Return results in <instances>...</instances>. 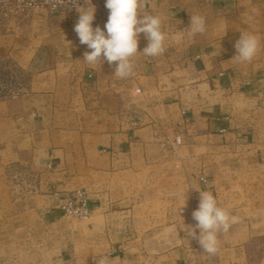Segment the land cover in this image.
<instances>
[{"label":"crops","instance_id":"0c3cea01","mask_svg":"<svg viewBox=\"0 0 264 264\" xmlns=\"http://www.w3.org/2000/svg\"><path fill=\"white\" fill-rule=\"evenodd\" d=\"M90 2L104 29L105 0ZM145 7L165 17L166 52L138 54L126 79L115 63L83 61L77 8L20 18L17 39L31 44L15 52L29 55L34 87L0 112L25 141L39 236L19 238L0 264H264V0ZM191 14L205 17L203 34L187 29ZM242 32L261 42L251 63L233 60ZM147 43L140 34L138 51ZM197 189L236 218L214 256L179 228L196 224ZM76 192L86 217L62 209Z\"/></svg>","mask_w":264,"mask_h":264},{"label":"clouds","instance_id":"9594fccd","mask_svg":"<svg viewBox=\"0 0 264 264\" xmlns=\"http://www.w3.org/2000/svg\"><path fill=\"white\" fill-rule=\"evenodd\" d=\"M67 2L75 4L76 0ZM88 3L91 5L90 0ZM105 7L109 10V16L104 29H101L100 26L93 28L94 6H77L79 18L74 31L80 44L87 45L91 50L84 53L83 61L86 64L100 67L105 61L110 66L115 63L113 76L126 79L134 75L133 58L138 54L159 57L166 52L168 34L163 30L165 17L150 13L145 7V0H105ZM187 29L192 34H203L206 31L205 17L191 14ZM140 34H144L148 41L142 52L138 51ZM234 47L237 54L233 60L251 63L260 50L261 42L255 34L242 32ZM197 190L200 193L199 204L192 212L196 224L186 226L183 223L179 228L185 231L188 244V238L196 240L204 253L214 256L220 251V235L231 230L236 218L228 209L219 205L212 192ZM184 205L185 202L179 208V215Z\"/></svg>","mask_w":264,"mask_h":264},{"label":"rangeland","instance_id":"374dc122","mask_svg":"<svg viewBox=\"0 0 264 264\" xmlns=\"http://www.w3.org/2000/svg\"><path fill=\"white\" fill-rule=\"evenodd\" d=\"M36 11L53 12L44 7L23 6L20 0H0V103L34 87L33 71L27 65L29 55L15 51L31 44L29 40L19 41L16 33L20 32V18ZM24 142L17 127L0 112V255L15 252L19 238L33 237V231L37 234L39 220L29 206L31 176L22 159ZM1 239L6 241L3 246Z\"/></svg>","mask_w":264,"mask_h":264},{"label":"built area","instance_id":"2783aa9c","mask_svg":"<svg viewBox=\"0 0 264 264\" xmlns=\"http://www.w3.org/2000/svg\"><path fill=\"white\" fill-rule=\"evenodd\" d=\"M23 6L44 7L50 11H73L82 3V0H76L75 4L67 2V0H20ZM264 135V130H262ZM62 209L71 215L78 217H86L88 215L87 200L82 192H77L73 199L62 206Z\"/></svg>","mask_w":264,"mask_h":264}]
</instances>
